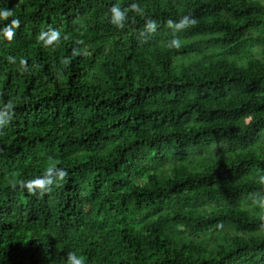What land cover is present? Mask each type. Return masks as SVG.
Listing matches in <instances>:
<instances>
[{"label":"trees","instance_id":"obj_1","mask_svg":"<svg viewBox=\"0 0 264 264\" xmlns=\"http://www.w3.org/2000/svg\"><path fill=\"white\" fill-rule=\"evenodd\" d=\"M0 8V264H264V0Z\"/></svg>","mask_w":264,"mask_h":264},{"label":"clouds","instance_id":"obj_2","mask_svg":"<svg viewBox=\"0 0 264 264\" xmlns=\"http://www.w3.org/2000/svg\"><path fill=\"white\" fill-rule=\"evenodd\" d=\"M130 8L132 10H139V5L137 3L131 4ZM128 11L127 8H121L118 5H113L110 9V22L112 25L119 29H123L125 27V22L128 18ZM13 16V12L9 8H0V37L11 41L15 34L16 29L20 26V19L15 18L11 19L10 22L9 18ZM7 22V23H5ZM169 27L173 28L174 30H182L188 24V18L185 17L181 19L179 22L169 19L167 21ZM159 27V23L155 19H148L145 24V31L147 33H154L157 31ZM60 37L59 31L55 29H49L48 32L42 33L40 39L45 44H50L53 41L58 40ZM170 45L172 46H179L180 41L177 38H174L170 41ZM2 122V121H0ZM67 175V172L63 169H56L55 167H50L46 170L45 174L40 177L36 178H29L24 183L30 189L35 190L39 188L41 190H46L49 185H52L59 179H63ZM65 264H86V260L83 256L77 254L75 251L70 252L67 257Z\"/></svg>","mask_w":264,"mask_h":264}]
</instances>
